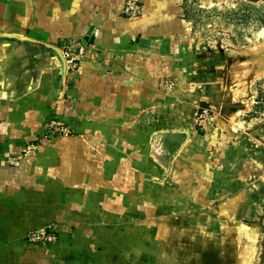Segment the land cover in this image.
I'll return each mask as SVG.
<instances>
[{"label": "rangeland", "instance_id": "obj_1", "mask_svg": "<svg viewBox=\"0 0 264 264\" xmlns=\"http://www.w3.org/2000/svg\"><path fill=\"white\" fill-rule=\"evenodd\" d=\"M177 5L146 115L122 116L136 163L119 213L92 218L88 264H264V0Z\"/></svg>", "mask_w": 264, "mask_h": 264}, {"label": "crops", "instance_id": "obj_2", "mask_svg": "<svg viewBox=\"0 0 264 264\" xmlns=\"http://www.w3.org/2000/svg\"><path fill=\"white\" fill-rule=\"evenodd\" d=\"M142 1L129 17L125 0H0V264H88L92 218L119 213L140 131L122 116L146 115L151 48L180 22L178 0ZM68 37L86 52L65 72ZM55 117L77 134L47 138ZM50 222L56 241H24Z\"/></svg>", "mask_w": 264, "mask_h": 264}, {"label": "built area", "instance_id": "obj_3", "mask_svg": "<svg viewBox=\"0 0 264 264\" xmlns=\"http://www.w3.org/2000/svg\"><path fill=\"white\" fill-rule=\"evenodd\" d=\"M142 11V3L140 0H125L122 13L125 16H136ZM60 55L62 58V66L65 72L76 69L84 58L86 46L78 39L65 38L60 42ZM47 135L70 133V127L59 118H52L46 123ZM11 165H18L19 158L10 156L7 159ZM59 237L58 227L55 223L50 222L44 226L33 229L26 233L24 239L31 243L49 244L56 241Z\"/></svg>", "mask_w": 264, "mask_h": 264}]
</instances>
